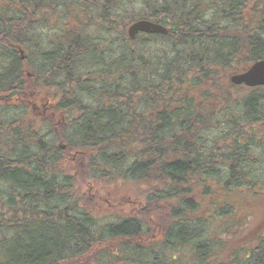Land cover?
Listing matches in <instances>:
<instances>
[{"label": "trees", "instance_id": "1", "mask_svg": "<svg viewBox=\"0 0 264 264\" xmlns=\"http://www.w3.org/2000/svg\"><path fill=\"white\" fill-rule=\"evenodd\" d=\"M261 59L264 0H0V264H226L232 197L264 191V86L230 77ZM87 177L142 186L159 237L150 207L93 214Z\"/></svg>", "mask_w": 264, "mask_h": 264}, {"label": "rangeland", "instance_id": "2", "mask_svg": "<svg viewBox=\"0 0 264 264\" xmlns=\"http://www.w3.org/2000/svg\"><path fill=\"white\" fill-rule=\"evenodd\" d=\"M50 21L51 19L49 22ZM45 104L48 108H51V103L46 102ZM34 106L38 108L43 107V103L36 99ZM218 133L219 132L212 130L207 134L214 136ZM62 146L66 147V144ZM76 155V152L67 154V161L65 164L68 167H73L69 162H73ZM75 174H77V172H75ZM78 187L80 188L83 202L97 217H103L104 215L109 217L113 215L112 217L114 218L119 215L122 217L128 215L141 216L146 214L147 211L145 209L150 207L152 212L149 218V224L152 234L149 237L148 235L143 236V241L157 239L159 237L158 226H164V222L168 220L167 209L163 204L162 206L159 204V208L157 209L158 211H162V214H159V216L157 214L158 211L153 210L149 203H146L145 200L143 201L145 192L142 186L133 184L126 185L123 182L111 185L108 182L87 177L85 183H79ZM231 201L234 207V213L227 217V228L230 226L235 229H233V233H230L227 235V238L225 237V239H223L224 246L227 247V249L223 248V252H225V258L227 259L231 250L239 246H251L255 243L256 238L264 234V191L260 192V194L253 195L247 193L245 190L240 194L234 195ZM112 217H110V219ZM183 244L184 242H177L175 254L177 253L180 257L191 259V247ZM227 259L225 261L226 264H228Z\"/></svg>", "mask_w": 264, "mask_h": 264}, {"label": "water", "instance_id": "3", "mask_svg": "<svg viewBox=\"0 0 264 264\" xmlns=\"http://www.w3.org/2000/svg\"><path fill=\"white\" fill-rule=\"evenodd\" d=\"M140 32L167 34L168 28L160 22L148 19L136 20L128 27V34L131 39H135ZM230 80L235 85H246L248 87L264 86V59L256 61L243 72L233 74Z\"/></svg>", "mask_w": 264, "mask_h": 264}]
</instances>
